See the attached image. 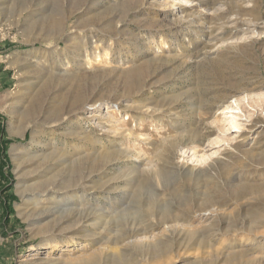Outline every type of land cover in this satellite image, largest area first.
<instances>
[{
    "label": "rangeland",
    "instance_id": "rangeland-1",
    "mask_svg": "<svg viewBox=\"0 0 264 264\" xmlns=\"http://www.w3.org/2000/svg\"><path fill=\"white\" fill-rule=\"evenodd\" d=\"M113 1L37 0L32 7V0H0V264H56L58 258L66 264H264V222L256 215L264 211V35L247 30L264 22V0L189 3L184 15L200 11L208 17L194 26H175V18L150 0L115 7ZM31 8L43 9L38 18L67 12L73 37L100 40V56L90 60L89 69L79 66L84 58L72 39L48 45L25 30ZM115 14L127 20L123 32L105 23ZM156 19L166 26H157ZM212 35L228 40L208 49ZM206 50L210 57L197 59ZM37 58L55 73L50 84L36 78L40 72L31 61ZM67 61L70 72L63 80L56 70ZM136 64L145 67L135 75L109 71ZM21 77L28 87L17 94ZM149 78L151 87L139 96ZM65 83L70 87L61 94ZM186 86L192 91L178 102ZM47 93L55 104L71 96L73 111L88 96L98 99L86 116L98 114L116 131L101 133L81 117L93 140L79 139L80 151L103 153L88 168L78 163L72 170L58 169L50 180L40 178L41 164L29 167L25 194L18 187L12 147L32 154L39 147L30 129L12 134L10 118ZM116 93L122 97L114 101ZM177 102L183 107L167 111ZM150 103L160 111L137 109ZM40 111L26 114L25 125L35 122L45 131L41 143L53 141L60 153H74L61 134L69 127L81 130L79 120L55 135L47 123L37 122ZM234 118L240 130L231 124ZM126 151L140 158L128 159ZM87 175L92 180L80 186ZM54 182L61 190L52 199L41 191ZM92 212L107 217L80 228ZM66 214L76 220L56 227ZM103 227L106 238L100 236ZM142 239L151 243L132 242Z\"/></svg>",
    "mask_w": 264,
    "mask_h": 264
},
{
    "label": "bare ground",
    "instance_id": "bare-ground-1",
    "mask_svg": "<svg viewBox=\"0 0 264 264\" xmlns=\"http://www.w3.org/2000/svg\"><path fill=\"white\" fill-rule=\"evenodd\" d=\"M126 1L127 0H114L113 3H112L113 4L112 6H114V5L116 6V4L117 5H121V4L125 3ZM195 1H197L198 5L201 6V0H185V4L178 3V1L176 2V0H174V1H171V0L170 1L169 0H150V2H152L150 4H153L156 7H159L160 9L165 10V12L167 13L166 17L175 18L174 19L175 26H178V25H180V26H184V25L194 26V25L199 24L201 18L205 17L204 20L208 19V17L206 15H204V13H202L200 11L197 12L196 14H193V15H189V16L188 15H184L185 12L188 10V4L189 3H194ZM35 2H37V0H32V5H31L32 7L35 5ZM38 10L39 9H37V11ZM40 10H43V9H40ZM37 11L33 10V8H31L29 10L28 15L26 16L27 18H26L25 24H24L25 27H26L25 30L32 31V33L39 35L38 39H40L42 42H46L48 45L56 46L61 41L63 42V41H68V40L72 39L73 46L80 47V50H81V53H82V57L84 58V61L82 63H80L79 66H81V67L84 66V69L82 68L83 70L89 69L90 65L92 64V63L90 64V60L92 58H94V56H100L99 53H96L98 47H100V45H99L100 40L98 38L94 39L95 37H88V35H84L83 36L84 38H82V39L80 38L81 41H78L76 37H73V35L76 33V30H75V27L69 26V23H70V21L72 19V16L68 15L67 12H61V13H58V14L56 13L53 16L49 15L48 17L42 16V17L38 18L39 16L37 14ZM105 23H107L108 25H111V24L115 23V28L118 31L123 32V30H124V28L126 26L127 20H126V18L118 19V15L115 14V15H111V17ZM156 23H157V26H161V27L166 26V24L164 23V21H162V19H160V20L156 19ZM201 25H204V24H201ZM247 30L249 32H252V34H254L256 36L258 35L257 37L261 38L264 35V22L262 23V25H260V22H258L252 30H251L250 27H248ZM223 37H226V36H223ZM223 37L220 38V37H218L216 35L215 36L212 35L210 37V39L208 40V42H207L208 45H207L206 48H208V49L217 48V47L220 48L221 46H220L219 43H221V45H223L228 40V39L226 40V38L223 39ZM69 49H72V47H69V46L66 47V50H69ZM217 51H219V50H217ZM217 51H215V52H217ZM211 53H212L211 50H206L205 53L199 55L197 57V59L201 58L202 56H203V58L210 57ZM37 59L38 60L31 61V64L35 68H37L39 70V72H40V74L36 78L40 82L41 81L42 82L47 81V83L50 84L52 82V80L55 78V75H54L55 73L54 72H47L45 69H43V66H42L43 62L41 60H39V58H37ZM190 59H192V57H190ZM70 66H71V64H70L69 61L64 62L63 66L59 67L56 70V72L58 71V77L63 78V80H64L65 76L64 77H62V76L64 75V73L67 74L68 72H70V70H69ZM144 67H145L144 64H142L140 66L136 64V66L133 65V66L128 67V68L127 67L125 68V66L121 67V65H117V67L112 68L109 71H112V72H115V71L120 72L121 71L122 74H130V73L133 72V75H135V74H138L141 71H143ZM88 73H89V71H88ZM107 73H110V72H107ZM93 80L95 81V79H93ZM23 81H24V79L21 77L19 84H17V86L20 87L19 90H17V92H16L17 94L20 91H22V90L25 91L27 89V87H28V85L25 84V83H23V85H22ZM144 83H145L144 87L138 92L139 96H142V94L145 92V90L150 86L151 79L149 78ZM86 86L87 87L89 86L88 83L85 85V88H86ZM132 86L133 85H131L129 87L131 88ZM69 87H70V83H65V84H63V85H61L59 87L58 91H59V93L62 94L66 89H69ZM191 91H192V89L191 88H187V86L184 89H182V91L179 92V95L177 97V98H179V99H177L178 102L181 101V100L183 101L184 99H186V96ZM48 93H49V91H48ZM48 93L43 98V101H41V100H37L36 101L35 99H33L32 101H29V105L24 107L25 109L22 108V107L19 108V109L23 110L21 114H19L18 116H12L10 118V123H9L10 132L12 134H15V133H19V132H23L24 133L26 130H29V129L32 130V133H33V140L32 141H33L34 144H36V142H37V146L39 147V151H37L34 154H32L27 149L22 148V147H18V146H13L12 147V153H13L14 161L16 162V174H17V177H18V180H19L18 187H19L20 192H23V193H25L27 191V187H28L27 183H28L29 179L27 178L26 172H27V169L29 167H32L33 165L35 166V164H38V165L41 164L42 167L45 168V170L42 171V173L39 174V176H40V178H48L51 174H53L58 169H60V170L61 169L72 170V169L77 167L78 163H82V164L85 165V168H88V165L92 164L93 160H95V157H97L98 154H102L103 153L101 151H100V153H96V152H93V150L91 151V150H88V149H86V150L83 149L82 151H80L81 146L78 145V143L80 141L79 139H81V141H88V142H91L93 140L92 133L87 131V130H85V128L80 123L81 121H83V119H81V117H83V116L86 117L87 120L89 121V123L92 122V124H94L96 127L99 128V131L101 133H107V132L110 133V131H113V130L116 131V129L113 128L110 123L108 125V122H110V121H108V119H106L107 121H105V118H103L102 116H100L98 114H95V115L92 114V115L86 116L87 114L92 113V111L94 110V106L97 104L98 99L94 100L93 98L88 96V97L83 99V104H82L81 108L80 109H76V110L73 111L72 109H70L71 105L73 104V100H72L73 98L71 96L70 97L65 96V97L62 98V100L59 103L55 104V102L49 101L50 99H48V96H51V95H49ZM11 94H13V93H11ZM29 94H31V93H29ZM121 97H122V95H120L119 93H116L114 98H113V100L117 101L118 99H121ZM24 99H25V96H24ZM14 100H17V98H15ZM183 103L184 102H180L178 104H170L167 107V111L172 113V111H175V110H177L180 107H183ZM39 105H41V106H39ZM130 107L133 108V105L130 106ZM143 107L144 108H137V109H139L140 111L145 112V113H155V112L160 111L159 108L158 109L154 108V107H157L156 103H155V106L153 105V103H150L149 106L147 105V106H143ZM236 109L239 110L240 107H236ZM165 110H166V108H165ZM37 111L42 112L40 114L39 119H37V122L47 123L49 125L50 129H51V133L52 134H55V131L61 129L63 126H65V124L71 123L74 118L79 120L78 123L80 124L81 130H79L78 127H75L74 130H72L71 127H69L66 130H64L62 132V134H61L65 138V142H66L67 147H68L67 149L70 150L69 147L76 149V151L74 153H70L69 154V152L65 151L66 149L63 150L62 153L57 151L56 150L57 148H56L55 144L52 143L53 142L52 141L53 138L51 140L52 142H49L47 144H43V142L41 143V141H39L42 138L43 133L45 131L42 130V129H39L40 126H37L35 124V122L30 123L28 126L25 125V117L28 114H32L33 112H37ZM45 111H47V113ZM231 121H232V123L231 122L230 123L233 125V127L237 128L239 130L241 129L242 126L237 123L235 118L232 119ZM71 124H74V122H72ZM107 127H110V128L107 129ZM44 146H47L48 148L46 147L47 149H44ZM89 151H91V152H89ZM133 156L134 157H139V155H137V154L136 155H134V154L128 155L127 151H126V155H125L126 158L130 159ZM40 169H42V168H40ZM50 179H53V178L51 177V178H48L47 180H50ZM55 180H56V178H55ZM91 180H92V176L91 175H87L84 178L83 183L80 184V186L87 187V185L90 183ZM45 183H47V182H45ZM59 189L61 190L60 186L56 185L55 182H54V184L52 183V184L48 185L41 192H43L44 194L46 193V195L51 196L52 199H53V198L57 197L56 193H57V191H59ZM31 192L35 193V191H31ZM29 194H30V192H29ZM44 208L49 209V207H44ZM35 209H37V208H35ZM22 213H24V212H22ZM40 213H42V212H40ZM262 213H264V211H262L261 213H257L256 214L257 215V220H259V222H264V220H263L264 219V215ZM47 214L40 216V218L48 217L49 215H47ZM29 217H30V215H29ZM34 217H37V216H34ZM106 217H107V215H105L104 213L103 214H95V212H94V214H93V212L92 213H88L85 216L84 221H82L83 224H80L81 225L80 228L89 227L91 221H95V220L96 221L97 220L101 221V220H104ZM60 218H62V217H60ZM28 219H30V218H28ZM72 220H76V215L70 214V215L65 216L55 226L59 227V228L65 227L64 225H66L69 221H72ZM79 222H80V220H79ZM253 224H254V222H253ZM101 225L102 224L96 223L97 227H100ZM105 229H106V227H103L102 231L100 232V236L102 238H106L105 235L103 234L104 233L103 231H105ZM246 229L248 231H251V232L254 231V228H252V227L246 228ZM150 239H142V240H139V241L138 240L137 241H133L132 240V242H134L136 244L149 243L151 241ZM235 253L237 254L239 252H235ZM115 254H117V253H115ZM233 256H236V255L234 254ZM48 262H50V261L48 260ZM53 262H55L56 264H66V263H68V261L63 259V258L55 259V260H53Z\"/></svg>",
    "mask_w": 264,
    "mask_h": 264
}]
</instances>
